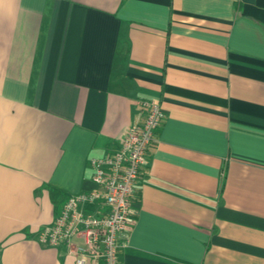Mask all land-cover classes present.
Returning <instances> with one entry per match:
<instances>
[{"label": "crops", "instance_id": "crops-1", "mask_svg": "<svg viewBox=\"0 0 264 264\" xmlns=\"http://www.w3.org/2000/svg\"><path fill=\"white\" fill-rule=\"evenodd\" d=\"M141 99L119 264H264V0H0V264H76L39 233Z\"/></svg>", "mask_w": 264, "mask_h": 264}, {"label": "built area", "instance_id": "built-area-1", "mask_svg": "<svg viewBox=\"0 0 264 264\" xmlns=\"http://www.w3.org/2000/svg\"><path fill=\"white\" fill-rule=\"evenodd\" d=\"M138 108L139 121L126 128L119 147L107 156L90 158L95 187L71 195L39 233L42 244L64 243L76 264H119L120 249L135 224L134 184L164 117L159 102L141 99ZM85 204L97 208L86 211Z\"/></svg>", "mask_w": 264, "mask_h": 264}]
</instances>
